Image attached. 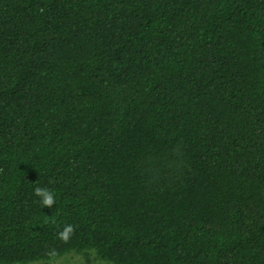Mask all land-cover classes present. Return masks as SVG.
Returning a JSON list of instances; mask_svg holds the SVG:
<instances>
[{
	"label": "trees",
	"instance_id": "obj_1",
	"mask_svg": "<svg viewBox=\"0 0 264 264\" xmlns=\"http://www.w3.org/2000/svg\"><path fill=\"white\" fill-rule=\"evenodd\" d=\"M74 259L264 264V0H0V264Z\"/></svg>",
	"mask_w": 264,
	"mask_h": 264
},
{
	"label": "clouds",
	"instance_id": "obj_2",
	"mask_svg": "<svg viewBox=\"0 0 264 264\" xmlns=\"http://www.w3.org/2000/svg\"><path fill=\"white\" fill-rule=\"evenodd\" d=\"M33 194L39 198L38 202L43 207L51 208L55 204V197L47 188L36 187L33 190ZM74 231L75 229L72 225H66L64 226L63 230L58 233V238L66 242L69 239L70 234H72Z\"/></svg>",
	"mask_w": 264,
	"mask_h": 264
},
{
	"label": "rangeland",
	"instance_id": "obj_3",
	"mask_svg": "<svg viewBox=\"0 0 264 264\" xmlns=\"http://www.w3.org/2000/svg\"><path fill=\"white\" fill-rule=\"evenodd\" d=\"M65 264H84L83 260H78V259H74V260H68L67 263Z\"/></svg>",
	"mask_w": 264,
	"mask_h": 264
}]
</instances>
